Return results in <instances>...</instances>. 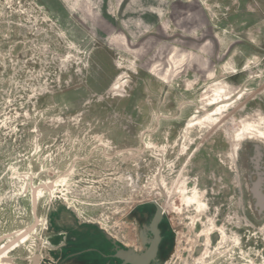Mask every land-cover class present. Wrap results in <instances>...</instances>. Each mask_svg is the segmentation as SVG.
<instances>
[{"label":"rangeland","instance_id":"374dc122","mask_svg":"<svg viewBox=\"0 0 264 264\" xmlns=\"http://www.w3.org/2000/svg\"><path fill=\"white\" fill-rule=\"evenodd\" d=\"M261 116L264 0H0V246L34 234L7 264H47V215L121 237L149 200L161 264H264V143L233 140Z\"/></svg>","mask_w":264,"mask_h":264},{"label":"flooded vegetation","instance_id":"af4514ba","mask_svg":"<svg viewBox=\"0 0 264 264\" xmlns=\"http://www.w3.org/2000/svg\"><path fill=\"white\" fill-rule=\"evenodd\" d=\"M158 207L161 208L150 200L135 205L129 215L131 220H126L131 233L121 237L93 223L78 225L87 229L86 233H81L78 226L66 230L60 219L55 225L53 218L47 215L46 230L53 231L54 244L51 245V237H47L45 261L47 264H139L138 258L146 255L158 238L154 259L147 264H161L171 254L174 230L164 211L156 222Z\"/></svg>","mask_w":264,"mask_h":264},{"label":"bare ground","instance_id":"6f19581e","mask_svg":"<svg viewBox=\"0 0 264 264\" xmlns=\"http://www.w3.org/2000/svg\"><path fill=\"white\" fill-rule=\"evenodd\" d=\"M118 82H116L113 85V89H115L117 87ZM219 87H225L226 90L225 91H219ZM221 89V88H220ZM214 94H216V96H218L219 99H215V102L213 101L212 104H215L216 107L220 106L219 109L215 108L216 111L215 113H210L208 112H203L200 114V118L196 119H210V117L213 116V114H219L221 109H226L228 107V105L235 99V97H230L231 94L233 93V90L230 89L229 86L226 85H222V84H215L214 86H212V90H211ZM238 94V93H237ZM240 95V94H238ZM214 105V106H215ZM197 111L199 112V109H197ZM220 120L223 118V115L219 116ZM242 127H239V130L237 131V134H235V136L233 137V140L236 142L237 146H240L242 142L245 141H253V140H258L261 141L262 143H264V131H261V126L264 127V118L261 116L259 118H252V117H246L242 120ZM60 182V183H59ZM64 182V179L60 178L57 181H54L52 183H47L44 184L42 189L39 191L37 198H39L40 195H42L43 193H48V194H52L54 191V188L56 187L57 183L61 184ZM162 211H164V209L161 207ZM33 229V228H32ZM34 230V229H33ZM31 232L30 230H21L16 232L15 234H12L11 238H9L7 240L6 243H4L3 245L0 246V264H7V258H6V253H4L6 246L8 245H12L15 246L13 247L15 250L16 248H19L21 245H23L31 236H33V232ZM11 252V251H10ZM35 262V261H34ZM11 264V263H10Z\"/></svg>","mask_w":264,"mask_h":264},{"label":"water","instance_id":"95a60500","mask_svg":"<svg viewBox=\"0 0 264 264\" xmlns=\"http://www.w3.org/2000/svg\"><path fill=\"white\" fill-rule=\"evenodd\" d=\"M162 209L157 208V214H156V222L159 221L162 217ZM157 245H158V238L157 240L151 245L150 249L146 253V255H143L138 258L139 264H147L150 260L154 259L155 253L157 251ZM36 260V258H34Z\"/></svg>","mask_w":264,"mask_h":264}]
</instances>
